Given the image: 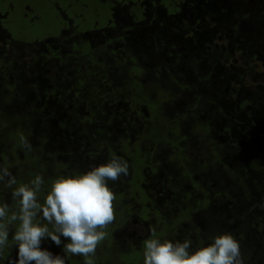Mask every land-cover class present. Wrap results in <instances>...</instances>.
Listing matches in <instances>:
<instances>
[{
	"label": "trees",
	"instance_id": "16d2710c",
	"mask_svg": "<svg viewBox=\"0 0 264 264\" xmlns=\"http://www.w3.org/2000/svg\"><path fill=\"white\" fill-rule=\"evenodd\" d=\"M141 1L149 4L150 8L139 11L143 15L136 12L137 22L132 20L129 23L119 18V24L128 25L120 27L128 31L121 35V43L122 48L127 50L126 54L130 55L132 67H139L145 75L147 73L146 77L155 74L153 71L158 74L154 83L161 94L160 97L153 95V102L158 103L153 110L154 117L162 120H148L150 124L144 129L147 134L139 139L134 137L133 142L128 137V130L122 132L120 127L117 133L114 131L115 141L106 142L108 160L112 156H119L128 162L129 172L125 177L130 176L127 179L132 189L139 180L145 179V168L155 175L162 164L161 171L168 179L187 181L186 186L192 187L190 190H183L181 186L177 189L175 184H178L175 183V188L168 192L173 198L171 208L177 210L169 225L161 215L158 199L156 203L151 202L152 198L140 185L150 202L139 198L138 204L133 207L120 204L118 199L122 198L123 192L118 193L125 190L117 185V181L125 178L121 176L113 187L116 189L115 205L116 209L120 208L119 212L106 229L108 240L101 243L91 258L94 264H115L119 256L123 264H143L144 241L151 237V231L148 238L141 240L139 248L132 244L122 248L116 244H121L124 237L122 228L133 219L143 218V213L148 212L147 220L151 223L154 220L156 224L164 222L160 231L162 234L169 231L170 237L174 234L173 241H183L176 232L180 224H188L193 230L204 233L202 237L195 236L197 242L193 249L211 242V238L217 234L231 232L240 242L245 264H264V244L261 242L264 237V0ZM107 2L111 3L109 0ZM127 8L119 11L121 8L114 6L113 12L124 15ZM4 24H7L4 30L11 36L7 27L11 21ZM216 38H221L224 44H217ZM239 61L244 64L235 66L233 62ZM135 63L142 65H133ZM257 64L261 65L260 69ZM11 78L9 75V78L6 76L0 81V143L7 142L6 145L11 146L10 156L15 163L21 162L19 158L24 157L23 162L17 165L18 168L24 163L28 166V169L20 171L17 178V183L23 184L40 173L38 166L45 159L41 145H33V150L28 152L21 146L20 136L28 138L30 132H35L37 135L33 136L41 137L40 143L45 144V148L52 146L53 151L63 157L61 155L67 150L62 148L58 152L53 142L60 139L61 129L69 128V125L68 120L58 121L55 127L48 130L45 120L52 114L42 117V109L48 101L43 96L49 98L47 90L37 94V89L28 91L25 84L19 90ZM130 79L133 80L132 77ZM247 79H250L253 87L247 84ZM3 86L8 89L4 90ZM35 86L40 90L46 84ZM134 98L132 96L130 99ZM18 102L21 104L20 114H15ZM23 102L27 107L22 106ZM84 130L88 128L81 129L80 134H71L68 144L72 159L70 163L63 160L62 171L55 168L57 173L49 175L41 172L45 182L41 197L47 194L52 181L59 175L84 173L93 164L100 165L98 159L103 147H98V142L85 152H81L83 149L79 141L75 142L77 137L83 135L81 132L85 134ZM97 133L100 135V132ZM99 135L94 133L93 136ZM142 139L159 143L158 147L166 144L171 155L152 161L148 154L141 157ZM201 146L205 150L201 160L184 154L189 148ZM91 155L95 157L93 162L88 160ZM51 158H47V163L53 161L49 160ZM2 161L4 159L0 157L1 166ZM171 165L177 170L175 177L170 175ZM201 182H206V185L199 186ZM2 187L5 186L0 183L1 190ZM7 191L10 194L4 198L0 195V201H3L1 204H8L10 215L17 203L11 192ZM229 205L234 209H230ZM196 224L200 225L199 228L195 227ZM15 226L13 224L11 227ZM160 235L157 232V236ZM41 247L63 255L62 245L58 247L50 238L43 240ZM67 264H85V257L69 256Z\"/></svg>",
	"mask_w": 264,
	"mask_h": 264
},
{
	"label": "rangeland",
	"instance_id": "374dc122",
	"mask_svg": "<svg viewBox=\"0 0 264 264\" xmlns=\"http://www.w3.org/2000/svg\"><path fill=\"white\" fill-rule=\"evenodd\" d=\"M6 1L13 2L15 7L7 10V19L11 21V24H8L7 27H9V33L11 36H9V34L7 35V32L0 27V81L6 76L9 78L10 75V77H13L11 80H15V86L19 90L20 86L23 84L27 85L28 91L33 88L35 91L37 89V94H43V92L45 93L47 90L49 98L43 96L44 98H47L48 101H46V105L42 109L43 118L45 117L43 116L44 114L47 116L52 114L49 119L45 120L47 129L50 130L49 128L55 127L56 124H58V121L64 122V120H68L69 125V128H63L60 131L59 138L61 139L66 136V139L64 137L61 141L59 139L53 142V145L58 152L61 151L62 148L67 150V153L61 155L63 157H60L59 154L57 155V152L53 151L52 146L45 148V144L40 143L41 137L39 139L35 138L33 135L37 134H35V132H30V136L28 137L29 142L32 146L41 145L43 159H45L44 162H42V165L38 166L40 175L41 172H45L44 175L57 173L55 168L62 171L61 169L64 165V161L70 163L69 160L72 158L69 153H72V150L69 148V138L73 133L80 134L81 129L88 128V130H84L85 134L81 132V134H83L81 138L77 137L75 139V142L77 143V141H79V145H81V149H83L81 152L88 151L89 146L98 142V147H103L100 149L101 157H99L98 163L103 164L109 161V152L106 149V142L111 140L115 141L114 131L117 133L120 127L122 132L128 130V137L130 138V141L133 142L134 137L139 139L143 134H147V130L144 129H147L150 124L148 120L153 119V122L162 120V118H159L158 116L155 118L156 116L154 115L155 112L153 110V107L157 108L156 106H158L157 102H153L155 99L153 95H159L160 97L161 94L159 90H156L159 89L158 85L154 83V78L158 74L152 70L155 74L146 77L147 73L145 75V72L140 70L139 67H132L130 55L126 54L127 50L122 48L120 41L123 32H128L127 29L122 30L120 28L128 26L123 25V23L119 24L120 20L128 22L134 20L137 22L136 12L143 11V8L146 7L150 8L149 4H146V2L141 0L110 1L115 8H121L119 11H123L125 10L124 7H128L125 14L121 15L112 12V9L110 8L111 3L106 0ZM82 2H85V4L83 5ZM4 5L3 2H0V10L4 9ZM26 5L30 6V12H26ZM74 9L81 11L79 16H75L76 13L73 15ZM62 12L65 13V18ZM139 15H143V13L139 12ZM67 16H69L71 20L68 21ZM3 21L5 20L0 19L1 24H3ZM106 22H108V25L105 28L103 26ZM113 23H115V25ZM71 26L73 30L72 33H77L78 35H84L85 29L90 28L91 26L101 27L102 29H105V36L100 34L99 31L91 33V37H88V39L93 42L94 50H89V45L81 39L73 40L69 42V47L71 50L76 51L74 53L77 55H66L64 52L66 50L67 42L59 36L69 34L66 32L71 30ZM109 27H113L112 30H109ZM108 36L113 38L112 42L109 44V48L105 45L102 47L100 44L105 43ZM216 39L215 41L217 44H224L221 38ZM56 47H60L58 51H56L57 55H55V50L51 49ZM113 53H115V56H113ZM47 55H49V57H47ZM118 55L121 58L118 57ZM102 60H111L112 62H102ZM136 62H138V60ZM233 63L235 66H242L244 64L241 61ZM137 64L140 63H135L133 65ZM257 67L260 69L261 65L257 64ZM131 77L135 81L131 80ZM247 82L250 87H253V83L250 79H247ZM36 84H46V86L43 89L38 90L39 88L35 86ZM3 89L7 90L8 88L3 86ZM75 94H77L76 97ZM91 96L92 99H90ZM132 96H135V98L131 100L130 98H132ZM124 98H126V100H124ZM141 99H145V101ZM20 105V102L16 104L15 114H20ZM22 106L27 107V105H24V102L22 103ZM169 106L166 107V110ZM160 113H162V111H160ZM52 119H54V121ZM97 132H100V135ZM94 133L99 136L94 137ZM84 135L86 138H83ZM3 143H0V157L4 159V161H2V166L9 167L17 179L20 177V171L28 169V166L24 163L18 168L17 165L23 162L22 160H24V157L19 158L21 162L15 163V160L10 156L11 146L6 145L7 142ZM71 144L74 145V142H71ZM163 145L164 147H158L159 143H153L149 140L142 139L140 145L142 151L141 157L144 158V156L148 154L151 161L152 159L158 160L160 157H166L167 155L169 158L171 152H169L168 147L165 146L166 144ZM201 147L189 148L184 151V154H188V157L196 158V160H201L205 153V150ZM6 150L9 151L7 152ZM49 156L53 157L49 159L53 161L47 163V158ZM94 159L95 157L92 155L90 156V159L88 158L91 162H93ZM50 163L53 165L52 170V165H50ZM59 164L61 166H59ZM94 166L99 165L93 164V167ZM173 166L174 165H171L169 170L171 172L170 175L175 177L178 174ZM162 168L163 164L159 166V172L155 175L150 173L148 168H145V171L142 169L145 179L143 178V181L139 180L137 185L135 184L134 189H132L128 182L130 176L127 177L128 179L124 176L125 178L117 181V185H121V187H124L123 189H125L119 191L118 195L122 192L123 195H121L122 198L118 200H120L122 206H136L139 198L147 201L146 196L143 193L145 188L149 197L152 198L151 202L156 203L158 199L157 204L160 207L161 215L167 219V222L170 225L171 220L173 219V214L177 213V210L171 208V200L173 198L172 195L169 196L168 192L175 187H177V189L182 187L183 190H190L192 186H186L187 181H182L180 179L172 180L173 178L168 179L161 171ZM115 183L116 182L109 181V186L113 188L116 186ZM175 183H177L178 186ZM20 184L22 183L18 182L14 187H17ZM202 184L206 185V182H201L198 185L203 186ZM139 185L143 187V191ZM2 188L3 190L0 189V195H2L3 198L5 195L10 194L7 190L12 192V189L7 187L6 189L5 187ZM214 189L216 188L214 187ZM113 190L116 195V189L113 188ZM211 191H213V188ZM1 202L3 201H0V204ZM148 204L149 203H147V205ZM16 207L17 205L13 208V211H16ZM229 208L234 209L232 205H229ZM119 209H116L117 213L119 212ZM143 214V218L133 219L126 227L122 228L124 237L122 238V242L119 241L121 244H116V246L123 248L132 244L138 246V248L141 247V240L148 238L152 227H155L157 232L161 234V238L175 239V237H173L174 234L171 235L172 237L169 236V231L165 234L161 233L162 231L160 230L162 229L164 222L156 224L153 220L151 223L147 220V217L150 214L148 212H144ZM199 226V224L195 225L196 228H199ZM176 232L178 235L182 236V240L186 238L192 240V249L197 242V240H194L195 236L202 237V232L193 230L188 224H180V226H177ZM107 240L106 237L104 242ZM261 242L264 244V237L261 238ZM7 248L8 247L2 252L3 255H1L0 252V264H13L14 262L16 257L14 244L11 246V251H8ZM9 252L12 253V258L14 259L9 257L8 259L6 258ZM115 252L117 253V247H115ZM119 258L121 259L122 257L119 256L116 258L115 264H123L119 261ZM128 264H130V262Z\"/></svg>",
	"mask_w": 264,
	"mask_h": 264
},
{
	"label": "clouds",
	"instance_id": "9594fccd",
	"mask_svg": "<svg viewBox=\"0 0 264 264\" xmlns=\"http://www.w3.org/2000/svg\"><path fill=\"white\" fill-rule=\"evenodd\" d=\"M19 139L26 151L33 150L27 137ZM128 172V162L112 156L84 173L59 175L41 197L45 191L42 175L14 187L15 175L9 167L0 166V183L12 189L18 205L9 215L8 204H0V252L9 246L11 232L16 249L13 264H67L72 255L94 264L91 257L116 215V195L109 181L115 182ZM150 231L151 237L144 241V264H245L240 242L231 232L217 234L211 242L192 249L191 239L173 241L157 236L155 227ZM48 238L58 247L62 245L63 255L41 247Z\"/></svg>",
	"mask_w": 264,
	"mask_h": 264
},
{
	"label": "flooded vegetation",
	"instance_id": "af4514ba",
	"mask_svg": "<svg viewBox=\"0 0 264 264\" xmlns=\"http://www.w3.org/2000/svg\"><path fill=\"white\" fill-rule=\"evenodd\" d=\"M102 1H105V0H102ZM107 1V0H106ZM109 1H111L112 2V0H109ZM0 2H3L5 5H4V9L3 10H0V19L1 20H5V21H3V24H1L0 23V27L4 30V23L6 22V21H8L9 19H7V10L8 9H12L13 7H15V4L13 3V2H9V1H6V0H0ZM82 4L84 5L85 4V2L83 3L82 2ZM113 4V3H112ZM71 6V5H70ZM111 9H112V12H113V9H114V5H112V7H111ZM25 10H26V12H30V6L29 5H26L25 6ZM80 12L81 11H77V10H75L74 9V11H73V15L75 14V16H79L80 15ZM62 14L64 15V18H65V13L64 12H62ZM67 18H68V21L69 20H71L70 19V17L69 16H67ZM72 22V21H71ZM70 22V23H71ZM107 25H108V22H106V24L103 26V27H107ZM112 28L113 27H109L108 29L109 30H112ZM95 31H99L100 32V34H102L103 36H105V29H102L101 27H90V28H87V29H85V32H84V35H78L77 33H72L73 32V30H72V26H71V30L69 31V32H66V33H69V34H67V35H65V36H59L60 38H63V40L64 41H66L67 42V45H66V50H65V54L66 55H73V54H76V53H74V52H76V51H74V50H71V48L69 47V42H71V41H73V40H83L84 42H86L88 45H89V47H88V49L89 50H94L95 48L93 47V42L91 41V40H89L88 39V37H91V33L92 32H95ZM61 32H63V31H61ZM108 33V32H107ZM99 35V34H98ZM98 37V36H97ZM112 40H113V38L112 37H110V36H108V39L105 41V43H102V44H100V45H105V46H108L107 48H109V44L112 42ZM121 42L123 41V39L122 40H120ZM121 45H122V43H121ZM47 46V45H46ZM60 47H56V48H51V49H53V50H55V55H57V53H56V51H58V49H59ZM54 54V53H53ZM60 55V54H59ZM77 55V54H76ZM113 56H115V53H113ZM47 57H49V55H47ZM57 57H59V56H57ZM102 62H112L111 60H107V61H105V60H102ZM13 228V227H12ZM13 230H14V228H13ZM11 232H10V235H9V246H7L8 248H7V250L9 251H11V246L14 244V242L12 241V239H11ZM1 255H3L2 254V252H1ZM8 257L9 258H12V253L11 252H9L8 254H7V256H6V258L8 259ZM3 258H4V256H3ZM1 259H2V257H1ZM12 259H14V258H12ZM15 260V259H14ZM9 263V262H8ZM11 263V262H10Z\"/></svg>",
	"mask_w": 264,
	"mask_h": 264
}]
</instances>
